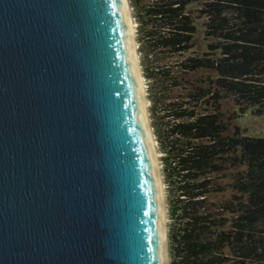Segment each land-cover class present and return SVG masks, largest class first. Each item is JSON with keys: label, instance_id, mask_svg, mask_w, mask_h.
I'll return each instance as SVG.
<instances>
[{"label": "water", "instance_id": "1", "mask_svg": "<svg viewBox=\"0 0 264 264\" xmlns=\"http://www.w3.org/2000/svg\"><path fill=\"white\" fill-rule=\"evenodd\" d=\"M128 4L0 0V264H169Z\"/></svg>", "mask_w": 264, "mask_h": 264}, {"label": "trees", "instance_id": "2", "mask_svg": "<svg viewBox=\"0 0 264 264\" xmlns=\"http://www.w3.org/2000/svg\"><path fill=\"white\" fill-rule=\"evenodd\" d=\"M131 2L147 59L179 58L146 69L161 85L154 102L170 99L155 127L171 264H264V137L246 134L233 122L239 114L223 110L232 99L241 113L264 115V0ZM195 12L209 41L198 53ZM198 72L205 80L192 81Z\"/></svg>", "mask_w": 264, "mask_h": 264}, {"label": "rangeland", "instance_id": "3", "mask_svg": "<svg viewBox=\"0 0 264 264\" xmlns=\"http://www.w3.org/2000/svg\"><path fill=\"white\" fill-rule=\"evenodd\" d=\"M129 4L131 7V12H132V19L134 21L135 29H136V43H137V53H138V58L140 62V67L143 73V80H144V86H145V92H146V99L148 101V116H149V121H150V126L153 132L154 140H155V145L157 152L159 154L158 160H159V165L161 168V173L163 176V187H164V196H165V202H166V213H165V221H166V227H167V234H168V259H169V264H171V254H170V238H169V230H170V224L172 222L170 216H169V206H168V192H167V185L165 183L164 179V173H163V149L161 147V144L158 140V135L156 134V127L155 124L157 120H159V117L162 112H164V106L169 102L170 99L163 98L161 101L154 102L153 97L158 96L159 92H161V85L159 83L154 82L153 80L149 79L146 73V69L150 68L151 66H166L167 64L173 65L177 60L179 59L178 57H164V56H159L158 55V60L157 62H154V59H147V53L148 52V47L147 45L143 44V40L141 39V34L139 32V22L138 19L135 16L134 12V7L132 6L131 0H129ZM197 7V5L192 4L188 6L187 9L191 8L194 9ZM194 16V21L197 26V32L193 35V42H195V45L197 46L196 49H194L195 52H200L201 49L206 48L207 43L209 42L208 40H204V31H205V26H204V17H199L198 18V12L193 14ZM194 51L188 52L186 55L191 54ZM151 57V56H149ZM192 74V73H191ZM207 72L204 73V75L201 78V72H198L196 74L191 75V80L196 81L199 79L205 80ZM177 91H174L175 94L179 92H185V89H176ZM200 108H203L200 106ZM223 110L225 111L226 116H230L232 113H238L239 116L236 117L233 122L237 125H239L241 128L246 130V134L252 135V136H262L264 137V115H257L254 113L252 109H249L245 113H241L238 106L234 103L232 99H228L224 102L223 104Z\"/></svg>", "mask_w": 264, "mask_h": 264}, {"label": "bare ground", "instance_id": "4", "mask_svg": "<svg viewBox=\"0 0 264 264\" xmlns=\"http://www.w3.org/2000/svg\"><path fill=\"white\" fill-rule=\"evenodd\" d=\"M128 7H129V4H128ZM130 8V7H129ZM130 11V15H131V9H129ZM132 21V28H133V34H134V40H135V50H136V56H137V61H138V66H139V71H140V76H141V81H142V86H143V90H144V99H145V109H146V116H147V121H148V124H149V116H148V101L146 99V92H145V86H144V80H143V73H142V70H141V67H140V62H139V58H138V53H137V43H136V29H135V25H134V21L131 19ZM150 127V133H151V137H152V141H153V144H154V148H155V153H156V157H157V162H158V166L160 167L159 165V160H158V152H157V149H156V145H155V140H154V136H153V132H152V129H151V126ZM161 185H162V189H163V183L161 182ZM163 195H164V192H163Z\"/></svg>", "mask_w": 264, "mask_h": 264}]
</instances>
